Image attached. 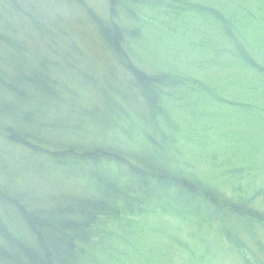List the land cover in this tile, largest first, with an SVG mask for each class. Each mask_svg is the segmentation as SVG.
<instances>
[{"label":"trees","instance_id":"obj_1","mask_svg":"<svg viewBox=\"0 0 264 264\" xmlns=\"http://www.w3.org/2000/svg\"><path fill=\"white\" fill-rule=\"evenodd\" d=\"M163 2L0 0V58L6 67H0V133L27 146L25 153L51 159L56 164L52 167H59L65 178L69 176L70 195L64 204L73 206V213L46 212L39 207H29L31 212L26 213L24 207L16 205L22 212L18 213L26 236L17 238L0 227V264H87L82 261L86 256L83 249L102 232L115 240L130 230L138 231L139 224L130 221L135 216L146 217L140 224L145 233L141 237H166V242L158 245L164 250L180 241L175 221L184 227L188 220L199 233L215 231L216 237L208 240L199 234L194 241L203 252L191 259L201 264L204 251L222 247L224 239L229 240V249L245 248L238 233L233 232L235 222L246 229L254 223L264 231V212L228 199L214 185L204 184L185 171L189 164H181L182 152H175L170 135L164 131L162 120L172 116L165 115V108H169L163 102L172 87L179 88L184 79L218 91L201 79L182 74L183 67L175 66L179 72L174 75L168 68L157 70V65L145 62L134 51L132 43L139 36L141 10L166 7ZM183 19L186 24L193 22L189 16ZM216 20L228 36L237 33V20L233 23L219 15ZM246 41L249 48L254 47ZM235 62L234 67L253 63L245 55ZM4 69L13 72L8 74ZM200 92L206 97V90ZM54 97L58 98L59 109L52 104ZM198 103L193 101L194 105ZM59 112L67 119H60ZM210 126L211 130L205 126L207 147L214 129L213 123ZM207 147L199 156L208 154ZM219 147L214 150L222 149L220 153L227 159L240 153L237 146ZM72 173L78 175L76 180L70 179ZM142 207L152 213L144 217V213L137 214ZM155 208L169 214L167 224L163 216L153 213ZM130 235H125L126 239ZM195 235L192 231L188 237L193 240Z\"/></svg>","mask_w":264,"mask_h":264},{"label":"rangeland","instance_id":"obj_2","mask_svg":"<svg viewBox=\"0 0 264 264\" xmlns=\"http://www.w3.org/2000/svg\"><path fill=\"white\" fill-rule=\"evenodd\" d=\"M162 1L166 7L162 5L154 11L147 8L141 10L139 36L132 43L134 51L145 62L157 65V70L168 68L174 75L179 72L175 66L183 67L180 69L182 74L201 79L218 91V94L211 92L184 79L179 88H171V95L163 102L169 109L163 108L165 115L172 117L165 116V121L160 117L159 119L163 121L164 131L170 135L172 148L175 152H182L181 164H189L188 168H183L185 171L195 174L204 184L214 185L215 190L228 199L234 198L264 212V0H187L186 3L182 0ZM102 5L103 3H99V7ZM231 6L233 8H229ZM214 12L233 23L237 20V33L233 32L231 36L224 33L225 27L223 29L217 23ZM172 16L175 18L171 20ZM188 16L193 22L188 21L186 24L183 18L186 21ZM45 17L48 20L49 17ZM76 26L79 28L78 24ZM171 27L175 29L174 32ZM77 31L85 33L86 30ZM246 40L251 41L254 47L249 48ZM93 51L86 50V53ZM244 55L253 63L249 62L246 66L241 63L243 67H234L235 59L241 61ZM3 64L4 61L0 58V67L6 68ZM250 68L255 72L247 70ZM212 69L214 70L211 72ZM4 71L8 74L13 72L11 69ZM205 90L206 97L200 92ZM198 94L204 95L201 96L203 98H198ZM193 101H199L198 105H194ZM52 104L59 109L57 97L53 98ZM59 113L60 119H67ZM209 119L214 129L210 132L211 140L207 147L204 143L205 137H208L205 126L210 127V130L213 128L208 123ZM116 134L119 138H124V135ZM238 138L242 139L238 142ZM217 145L218 149L222 148L219 147L221 145H228L231 149L237 146L240 153L230 155L231 159H227L225 154L220 153L222 149L218 152L214 150ZM204 147H207L209 157L206 154L205 157L199 156L204 152ZM23 148L22 144L9 140L0 133V227L6 228L17 238L26 236L22 233V212L17 207H24L26 213L31 212L29 207L46 209V212L52 210L53 213H73L70 209L73 206L64 204L68 203L67 196L70 195L67 192V185L70 186L69 176L65 178L57 170L59 167H52L56 164L51 159L27 154V146ZM77 176L72 173L70 179L76 180ZM61 192L64 195L60 196ZM150 212L148 207H142L137 214L144 213V217L145 214L152 213ZM153 213L163 216L164 222L168 223L167 212L162 213L155 208ZM175 214L182 215L177 211ZM138 217L130 218L131 222L139 224L138 231L130 230L122 237L115 235V240L108 238L109 233L102 232L101 236L89 243V247L86 246V250L83 249L86 256L82 261L87 264H201L192 260L194 254L198 256L203 252L198 243L194 242L195 239L199 234L208 240L210 236H217L213 230L205 229L203 233H199V228L192 226L188 220V226L184 227L180 224L182 222L175 221L180 241H175V246L171 245L170 249L164 250L160 246L166 242V237H141L145 233L140 224L146 222V217ZM177 218L179 219L178 216ZM121 220L126 221L123 216ZM234 224L233 232L238 233L245 248L238 246L237 249L234 247L235 250L229 249V240L224 239L222 247L215 246L211 252L204 251L205 259L201 258L203 264H264V231L254 223L247 225V229L240 222ZM192 231L196 233L193 240L188 237ZM125 235H130V238L126 239Z\"/></svg>","mask_w":264,"mask_h":264}]
</instances>
